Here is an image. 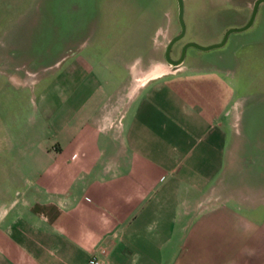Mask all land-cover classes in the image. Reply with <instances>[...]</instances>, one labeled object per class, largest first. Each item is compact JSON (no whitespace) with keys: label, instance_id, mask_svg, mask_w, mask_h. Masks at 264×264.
I'll return each mask as SVG.
<instances>
[{"label":"crops","instance_id":"0c3cea01","mask_svg":"<svg viewBox=\"0 0 264 264\" xmlns=\"http://www.w3.org/2000/svg\"><path fill=\"white\" fill-rule=\"evenodd\" d=\"M85 51L40 86L0 64L31 88L0 114V264H264V179L219 69Z\"/></svg>","mask_w":264,"mask_h":264},{"label":"rangeland","instance_id":"374dc122","mask_svg":"<svg viewBox=\"0 0 264 264\" xmlns=\"http://www.w3.org/2000/svg\"><path fill=\"white\" fill-rule=\"evenodd\" d=\"M182 4L184 30L169 49L171 58L187 41L207 45L219 41L227 28L242 26L252 0H182ZM178 30L176 0H0V64L37 70L40 86L55 77L67 60L63 56L75 48L87 52L116 43L128 56L159 53L161 58L165 43ZM181 61L219 69L228 81L231 111L241 117L237 127L244 134L243 154L257 159V171L264 179V0L247 27L229 31L217 46L187 45ZM21 70L14 71L19 78ZM8 74L0 71V114L7 117L21 107L29 108L25 99L31 89L15 86L16 74L12 72V78Z\"/></svg>","mask_w":264,"mask_h":264},{"label":"water","instance_id":"95a60500","mask_svg":"<svg viewBox=\"0 0 264 264\" xmlns=\"http://www.w3.org/2000/svg\"><path fill=\"white\" fill-rule=\"evenodd\" d=\"M260 1H262V0H252L250 13H249V16H248L246 22L240 27L227 28L223 32L222 37L220 38L219 41L214 42V43H210L207 45H199L193 41H187L181 46L178 56L176 58H171L169 56V49H170L172 43L183 34V30H184V24H183V20H182V9H183L182 0H176V2H177V19H178V24H179V30L174 36L169 38L167 40V42L165 43V47H164V59H165V61L167 63H169L170 65H176V64L180 63L182 58H183L184 49L187 45H193V46H196L198 48L206 49V48H210V47L222 44V42L224 41V39H225V37L229 31H231L233 29H243L251 23L253 16H254V13H255V10H256V7Z\"/></svg>","mask_w":264,"mask_h":264},{"label":"built area","instance_id":"2783aa9c","mask_svg":"<svg viewBox=\"0 0 264 264\" xmlns=\"http://www.w3.org/2000/svg\"><path fill=\"white\" fill-rule=\"evenodd\" d=\"M88 264H97L98 263V259L96 258V256L94 254H92L88 260H87Z\"/></svg>","mask_w":264,"mask_h":264},{"label":"flooded vegetation","instance_id":"af4514ba","mask_svg":"<svg viewBox=\"0 0 264 264\" xmlns=\"http://www.w3.org/2000/svg\"><path fill=\"white\" fill-rule=\"evenodd\" d=\"M177 56H178V55H176V57H177ZM176 57H175V58H176Z\"/></svg>","mask_w":264,"mask_h":264}]
</instances>
